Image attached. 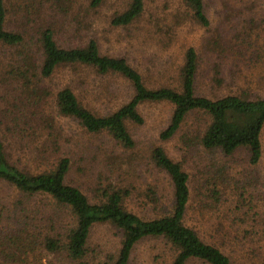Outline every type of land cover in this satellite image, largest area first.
I'll return each instance as SVG.
<instances>
[{"label":"rangeland","instance_id":"rangeland-1","mask_svg":"<svg viewBox=\"0 0 264 264\" xmlns=\"http://www.w3.org/2000/svg\"><path fill=\"white\" fill-rule=\"evenodd\" d=\"M90 1L5 0L6 28L23 34L26 40L18 47L0 48V133L14 154L13 161L19 158L18 164L22 167H35L29 163V157L35 155L34 152L41 148H36L37 143L43 142L49 134L48 139L55 138L60 150H52L48 153L51 155L44 156L45 160L69 157L71 169L67 180L78 186L91 201L100 197L102 189L124 186L129 192L127 209L143 218H155L170 211L173 197L168 175L155 166L150 156L154 147L161 146L170 157L182 163L189 176L193 199L186 223L197 229L207 242L212 241L211 234V237L231 243V253H227L236 261L264 264V131L261 161L252 165L246 149L225 155L219 150L204 149L197 143L186 144L194 130L205 122V117L197 113L186 119L174 137L161 140L159 133L166 126L172 107L166 103H145L138 108L144 123L127 125L134 147L123 149L107 133H88L77 121L59 115L54 100L58 89L69 86L87 108L101 115L108 114L131 94L119 77H101L88 68L67 66L43 79L37 95L28 97L7 73L2 76L8 71L5 65L17 62L24 54L32 64L34 58L41 59L39 37L41 31L49 27L63 47L84 46L93 39L102 54L123 55L137 66L138 62L148 65L149 73L144 75L148 87L168 81L174 85L177 76L174 67L180 62L183 50L192 46L199 58L197 94L211 98L233 94L243 81L240 75L252 80L250 85L241 87L250 88V97L261 95L264 94V79L259 82L258 76L264 78V4L250 10L240 6H228L226 10L215 0H205L209 19L206 27L193 19L182 0H146L142 27L155 10L170 15L174 38L163 46L161 42L167 39L162 36L140 35L141 29H122L110 24L114 6L125 0H104L94 9L90 8ZM170 9L174 15L169 14ZM248 34L250 47L241 45ZM253 45L256 49L252 56L257 62L246 69L238 55ZM39 65L40 62L36 64ZM253 82L258 83L254 85ZM214 193H219L220 198L215 206L211 204L216 200ZM16 197L12 188L0 183V208L8 200L16 201ZM203 201L207 212L197 219L196 211ZM3 220L0 216V246ZM31 225L35 229L41 225L36 216L31 219ZM37 233V230L32 231L30 236ZM121 238V233L111 225L96 224L88 238L85 263L104 264L117 253ZM34 242L35 239L30 242L33 249L25 264H75ZM174 252L164 240L146 237L135 244L128 264H171ZM0 264L12 263L0 252ZM186 264L205 263L190 260Z\"/></svg>","mask_w":264,"mask_h":264},{"label":"trees","instance_id":"trees-1","mask_svg":"<svg viewBox=\"0 0 264 264\" xmlns=\"http://www.w3.org/2000/svg\"><path fill=\"white\" fill-rule=\"evenodd\" d=\"M103 1L91 0L90 8H97ZM182 1L195 21L206 27L209 25L205 0ZM215 1L218 5L221 3L226 10L229 9L228 6L250 10L253 6L264 4V0ZM145 12L146 0H125V3L123 1L114 6L110 24L122 29H141L140 35L157 34L167 39L165 42L160 41L163 46L169 44L174 38L171 30L174 27L168 19L170 15L155 10L149 14L142 27L140 24ZM169 14L174 15V11L170 9ZM260 27L263 28L262 22ZM249 36L248 34L241 40V45H252L248 42ZM24 41L23 34L6 28L5 0H0V48L18 47ZM39 42V61L34 58L32 64L31 59L24 54L17 62H8L5 65V70L8 68V71L2 75L4 77L7 73L28 97L37 95L43 79L73 65L94 70L101 77H119L125 82L127 93L131 92L128 99L116 109L101 115L83 105L73 88L63 86L58 89L54 96L58 114L77 121L86 132L107 133L121 148L131 149L134 147V140L127 125L144 123L139 106L145 103H166L172 107V112L166 126L159 133L161 140L174 137L186 119L197 113L205 117V122L197 131L194 130L190 140L186 139V144L197 143L204 149L219 150L225 155L246 149L250 164L256 165L261 161L264 94H252L250 97V88L241 87L244 84L250 85L252 80L240 75L238 77L243 81L233 94L216 98L197 94L199 58L194 47L185 48L180 62L174 67L177 73L174 85H170L168 81L157 87H148L144 76L149 73L148 65L138 62L137 66L123 55L102 54L93 39L84 46L63 47L54 38L53 30L46 27L40 33ZM255 49L256 45H253L244 54L238 55L241 65L246 69L257 62L252 56ZM37 61L40 62L39 67L36 66ZM258 77L259 82L264 79L263 75ZM186 134L184 136L187 138ZM48 137L49 134L43 142L37 143L36 148H41L34 152V156L29 157V163L35 164V167H22L18 164L21 162L19 158L13 161L14 154L7 148L0 133V183L12 188L18 198L16 201L8 200L0 208V216L4 217L0 252L5 254V259L10 263L25 264L27 255L33 249L30 242L35 239V245L66 257L71 263L86 264L91 230L96 224L104 223L114 227L122 237L117 253L111 255V259L104 264H128L135 244L146 237L160 238L175 250L171 264H186L190 260L205 264H253L251 260L233 259L227 253H231V243L211 237V234L209 238L212 241L207 242L197 229L186 223L185 218L190 213L193 199L189 176L182 163L170 157L161 146L154 147L150 156L155 166L169 177L173 190L172 205L169 212L159 217L143 218L127 209L126 196L129 192L124 186L102 189L100 197L97 196L95 202L91 201L78 186L67 180L71 169L69 157L57 156L51 161L45 160L44 156L49 152L60 150L56 139L50 140ZM217 194L219 193H214L216 200L212 201L213 206L220 201ZM205 204L203 201L197 208V219L207 212ZM34 216L41 224L37 229L31 225ZM35 230L38 231L35 234L37 238L33 237L35 235L30 236Z\"/></svg>","mask_w":264,"mask_h":264}]
</instances>
